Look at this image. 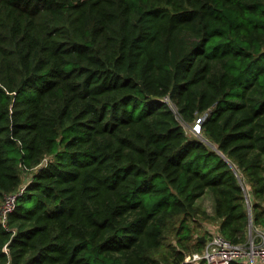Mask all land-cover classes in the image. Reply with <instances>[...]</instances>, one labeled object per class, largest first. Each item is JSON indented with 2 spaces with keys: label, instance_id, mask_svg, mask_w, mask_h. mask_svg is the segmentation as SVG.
Listing matches in <instances>:
<instances>
[{
  "label": "trees",
  "instance_id": "16d2710c",
  "mask_svg": "<svg viewBox=\"0 0 264 264\" xmlns=\"http://www.w3.org/2000/svg\"><path fill=\"white\" fill-rule=\"evenodd\" d=\"M9 194L0 264H191L202 222L264 228V0H0Z\"/></svg>",
  "mask_w": 264,
  "mask_h": 264
},
{
  "label": "built area",
  "instance_id": "2783aa9c",
  "mask_svg": "<svg viewBox=\"0 0 264 264\" xmlns=\"http://www.w3.org/2000/svg\"><path fill=\"white\" fill-rule=\"evenodd\" d=\"M198 123L199 121L194 128V133L200 132ZM25 185L20 187L18 193L23 191ZM15 198V194L5 196L0 210V220H4L7 213L14 208ZM185 262L191 264L201 262L205 264H264V228L256 229L249 241L240 244H233L227 240L218 229L217 233H211L205 238L201 251L189 254Z\"/></svg>",
  "mask_w": 264,
  "mask_h": 264
},
{
  "label": "rangeland",
  "instance_id": "374dc122",
  "mask_svg": "<svg viewBox=\"0 0 264 264\" xmlns=\"http://www.w3.org/2000/svg\"><path fill=\"white\" fill-rule=\"evenodd\" d=\"M199 121V119L197 120V122ZM196 123H191V124H187L185 122H182L184 129L186 130L188 136H199L198 133H194V128L196 126ZM199 124V123H198ZM30 175L27 173L23 174V178H22V186H24L26 184V182L28 181ZM250 197V196H249ZM247 203H248V210L251 214V210L249 209V200L247 199ZM3 202L0 204V210H1V206H2ZM198 205L202 206L203 208L206 209L207 212L211 213L212 212V200L211 197L209 195L204 196L201 200L198 201ZM256 229L250 225L248 232H247V239L244 243H246L247 241H249L255 234ZM218 232V224L215 221H205L202 222L201 227L198 228L195 231L194 236H209L211 233H217ZM167 243H171L172 245L176 246V241L173 238V233H167V238L164 240V244L166 245ZM164 245V248H165ZM166 250V248H165ZM191 254V253H189Z\"/></svg>",
  "mask_w": 264,
  "mask_h": 264
},
{
  "label": "water",
  "instance_id": "95a60500",
  "mask_svg": "<svg viewBox=\"0 0 264 264\" xmlns=\"http://www.w3.org/2000/svg\"><path fill=\"white\" fill-rule=\"evenodd\" d=\"M250 218H251V216H250ZM250 223H251V219H250ZM200 240H201L202 243H204V241H205L204 237H200Z\"/></svg>",
  "mask_w": 264,
  "mask_h": 264
}]
</instances>
